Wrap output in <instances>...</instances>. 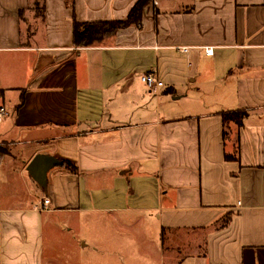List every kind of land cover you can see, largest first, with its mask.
<instances>
[{
	"label": "crops",
	"instance_id": "crops-1",
	"mask_svg": "<svg viewBox=\"0 0 264 264\" xmlns=\"http://www.w3.org/2000/svg\"><path fill=\"white\" fill-rule=\"evenodd\" d=\"M137 1L0 0V264H52L47 236L96 216L153 218L158 264H264V0H151L138 26L73 45L74 20ZM36 155L77 174L42 189Z\"/></svg>",
	"mask_w": 264,
	"mask_h": 264
},
{
	"label": "rangeland",
	"instance_id": "rangeland-1",
	"mask_svg": "<svg viewBox=\"0 0 264 264\" xmlns=\"http://www.w3.org/2000/svg\"><path fill=\"white\" fill-rule=\"evenodd\" d=\"M96 218L93 228L80 217L66 236L59 240L53 234L47 236L45 255L53 259L52 264H55V255L57 264H158L160 240L153 218L142 226L138 222H128L125 228L114 222L104 223L101 217Z\"/></svg>",
	"mask_w": 264,
	"mask_h": 264
},
{
	"label": "trees",
	"instance_id": "trees-1",
	"mask_svg": "<svg viewBox=\"0 0 264 264\" xmlns=\"http://www.w3.org/2000/svg\"><path fill=\"white\" fill-rule=\"evenodd\" d=\"M151 2V0H138L130 10L125 21H111L100 23H78L73 21V45L75 47H89L102 41L105 37L115 35L120 30H125L132 26H138L142 20L143 9ZM34 14L38 17L44 16V7L41 4H36L32 7ZM23 10L19 12V16L23 19ZM30 32V29H27ZM29 35V34H28ZM241 117L237 114L223 115L222 121L225 126L230 121L236 122L240 125ZM226 133L223 132L225 139ZM63 166L71 174H77V167L70 163L63 161ZM227 218L222 219V223L226 224Z\"/></svg>",
	"mask_w": 264,
	"mask_h": 264
},
{
	"label": "water",
	"instance_id": "water-1",
	"mask_svg": "<svg viewBox=\"0 0 264 264\" xmlns=\"http://www.w3.org/2000/svg\"><path fill=\"white\" fill-rule=\"evenodd\" d=\"M63 166V162L47 155H36L27 165L26 171L29 176L42 189L47 188V173L54 167Z\"/></svg>",
	"mask_w": 264,
	"mask_h": 264
},
{
	"label": "built area",
	"instance_id": "built-area-1",
	"mask_svg": "<svg viewBox=\"0 0 264 264\" xmlns=\"http://www.w3.org/2000/svg\"><path fill=\"white\" fill-rule=\"evenodd\" d=\"M204 53L208 56H211L213 54V48L205 47ZM141 81L149 90H154L156 88H160L163 85L162 82H160L158 80V77L156 76V74L153 72L144 74L141 77ZM1 115H2V110H0V119H1ZM44 204L45 205L48 204V200H45Z\"/></svg>",
	"mask_w": 264,
	"mask_h": 264
}]
</instances>
